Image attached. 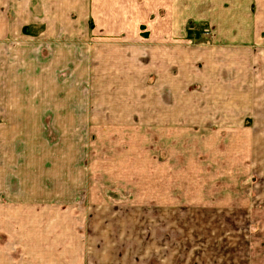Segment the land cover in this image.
<instances>
[{
	"label": "rangeland",
	"instance_id": "374dc122",
	"mask_svg": "<svg viewBox=\"0 0 264 264\" xmlns=\"http://www.w3.org/2000/svg\"><path fill=\"white\" fill-rule=\"evenodd\" d=\"M130 1L132 5L128 0H94L101 8H94L95 15L91 11L89 16L93 20L89 17L88 21L85 18L80 22V123L55 122L53 116L52 119L44 115V108L37 114L32 110V101L36 99L38 105H43L45 89L50 90L55 84L59 59L53 64L54 75L37 73L34 79L22 76L13 84L14 111L17 116L18 111L22 112V121L10 123L5 133L13 135L14 130L20 140L11 144L6 138V151L0 160H4L6 178L13 177L9 182L19 179L21 186H6L0 198L3 200L0 259L5 264H37L46 258L42 249L49 239L42 231L46 230L50 217L45 213L39 216L35 223L40 229L34 227L32 217L36 206L42 211L49 204L16 203L15 195L22 193V198L30 201V196L43 186L25 182L32 173L29 168L36 167V178H49L47 174L52 172L59 179H68L72 184L70 194L80 190V198L65 205L87 232L91 222L87 215L90 210L87 184L93 179L94 166H103L104 171L97 173L104 178L107 192L109 186L112 198L127 202L123 208L142 210L137 224L148 227V233L163 228L164 240H174L173 258L264 264V173L255 169L251 156H245L244 165L237 166V146L242 140L235 139L234 132L240 126L245 131L253 130L254 124L250 117L243 124L235 123L238 115L248 116L251 107L236 106L237 75L229 69L230 61L227 57L215 59V66H227V74L209 75L208 65L194 60L195 57L199 60L198 51L185 57L178 49L212 45L210 26L188 22L187 38H163L170 30L156 25L159 0ZM134 6L140 8L135 10ZM127 11L134 18L130 23ZM146 19L147 24L139 26ZM26 31L42 35L45 28L38 25L26 27ZM62 33L48 43L54 47L69 42L76 46L73 42L77 39L70 35L61 39ZM63 53L55 55L60 58ZM67 77L68 90L75 89V76ZM117 90L125 100L120 99ZM157 98H164L162 106L156 105ZM146 102L152 105H144ZM92 113L94 118L101 115L103 119H118L117 124L93 123ZM162 119L166 121V129L162 128ZM167 121H174L175 125ZM99 130H109L112 138H100ZM228 130L232 136L226 134ZM244 142H249L248 138ZM220 160L229 166L218 165L222 163ZM200 162L207 166H200ZM17 163L21 166L17 165L16 174L11 168ZM160 163L162 181L156 186V165ZM139 166H149L150 185L144 190L148 192L139 189V184L144 183L143 172L137 170L141 169ZM123 175L131 176L128 187L110 183L116 179L126 183ZM11 187L15 193L9 190ZM44 189L43 186L41 192ZM153 198L159 202L152 201ZM163 206L164 219H160ZM199 207L209 215L206 218L204 214L199 218L194 215L191 219L187 213L195 214ZM147 210L149 214L158 212L157 218L147 220ZM172 211L177 212L174 217ZM211 244L217 247L210 250Z\"/></svg>",
	"mask_w": 264,
	"mask_h": 264
},
{
	"label": "crops",
	"instance_id": "0c3cea01",
	"mask_svg": "<svg viewBox=\"0 0 264 264\" xmlns=\"http://www.w3.org/2000/svg\"><path fill=\"white\" fill-rule=\"evenodd\" d=\"M128 1L130 4L131 1ZM159 2L156 25L162 24L161 26H166L170 30L169 35H165L163 38H180L182 36V38H187L186 26L188 22H202L210 26L213 36L212 45L186 47L185 50H180L179 47L175 49L182 51L185 57L193 56L199 52V60L197 61L196 57L194 60L197 63L202 61L206 66L208 65L209 75L227 74L225 64L218 65V67L214 64L215 59L228 58L229 69L237 75L236 106L244 107L243 105L247 104L251 107L247 112L248 116L240 114L237 116L236 122H233L243 124L250 117V122L254 124L253 130L245 131L244 127L240 126L241 129L234 132L235 139L242 140V142L238 141L237 146V166H243L245 156L247 158L251 156V162L255 169L264 173V0H159ZM94 8H101V5L94 3V0H0V156L6 151L4 148L6 138L11 140V144L20 140L19 134L14 130L13 135L5 133L6 128L10 127V123L22 121V115H20L22 112L18 111L17 116L14 111L13 84L20 81L22 76L34 79L37 73L45 76L51 73L54 75L53 64L58 59L59 65L56 67L58 78L55 84L50 90L45 89L43 105H38L36 99L32 101L34 103L32 110L37 114L38 110L44 108V115L53 116L55 122L80 123V22L85 18L88 21L91 11L95 15ZM139 8V6H134L135 10ZM131 11H127L130 15L127 16L128 23L130 20H134ZM90 20L93 19L90 17ZM147 20L140 22L139 26L147 24ZM38 25L45 28L42 35L26 31V27L30 29V27L35 28ZM60 32H63L60 36L61 39H66L68 35L72 39H77L73 42L77 43L76 46L71 45L70 42V45L64 43L66 45L63 47L62 45L54 47L52 43H48V40L56 39ZM59 51L65 53L57 58L55 54ZM115 56L117 57V55ZM70 58H75V61ZM63 70L64 72H62ZM68 75L75 76L73 79L76 84L75 89L68 90L70 87L66 82ZM113 89L110 88V91ZM28 90L31 96V85H28ZM74 91L76 93L72 96ZM175 95L178 94L175 93ZM123 96L121 93L120 99L125 100L126 98ZM162 100L164 98H157L156 105L162 106ZM192 102L193 100L190 101L191 104ZM144 105L152 104L146 102ZM34 111L31 113L33 114ZM93 114L95 113L91 114L92 118L90 119L93 123L117 124L118 119H103L101 115L97 114V117L94 118ZM167 122L175 125L174 121ZM162 123V128L166 129L165 119H162ZM222 132L225 133V131ZM229 132V130L226 131V134L232 136L233 134ZM110 135L109 130H99L97 133V136L105 139L112 138ZM11 137H15V139L12 140ZM247 138L249 142H244ZM18 153L21 154L22 151ZM18 153H14V155ZM220 161L222 162V160ZM224 162L218 165L229 166V163L224 165ZM4 164V160H0V198L6 192V186H21L19 179L9 182L13 177L6 178ZM17 165L21 166L20 163H17L13 168L10 167L14 172L16 171V174L19 172ZM156 166L158 172L155 180L156 186H158V183L162 181L159 166H163V164L160 163ZM196 166L199 165L196 164ZM200 166L207 165L200 162ZM49 167L50 171L53 170L52 166ZM139 167L141 169L137 168V170L143 172L141 178L144 182L139 184V189L141 192H148L144 190L150 185L149 166ZM35 168L28 169L32 173L27 175L28 179L25 182L34 186L43 185L44 192H41L43 187L41 186L36 194L30 196V201L27 198H22L24 196L22 193L15 197L18 198L16 201L18 204L22 202L49 204L41 209L42 211L37 206L33 211L34 223L38 221L42 213L50 217L46 230L42 231L45 238L49 239L43 244L42 249L46 258L37 264H226L225 260L216 262L212 259L182 260L173 258L175 257L172 252V249H175L174 240L172 242L169 241V238L164 240L163 228H157L155 232L148 233L150 230L148 227L137 224V221H141L142 210L139 212L129 206L123 208V203L127 202H118L117 198H112L113 191L109 189V186L107 192V187H104V178L101 179L100 174L97 173L104 171L103 166H94L92 169L94 171L93 179L87 184L90 204L87 215L91 222L87 232L82 230L80 219L65 205L70 200L79 199L80 190L70 194L69 190L72 184L68 182V179H59L57 178L58 174L52 172L47 174L49 178H36ZM58 169L55 168L56 171ZM123 176L126 183L118 182L117 179L110 183L115 182L116 186L117 183L127 186L131 176ZM8 183L9 185H6ZM58 187L59 189L56 190ZM9 190L13 193L16 192L14 187ZM156 194L158 195V193ZM162 196L164 195L162 194ZM20 198H22L21 201ZM149 200L141 199L144 202ZM151 200L156 201L154 198ZM52 204L54 206L47 210ZM164 207H162L160 219H164ZM196 211L195 214L190 211L187 215L191 219L202 217V214L205 215L204 218L209 215V212L203 211L201 207ZM157 213L149 214L147 210V214H145L147 220L157 218ZM172 213H174V217L177 212L172 211ZM178 215H180L179 212ZM178 215L179 220L180 216ZM40 220L45 219L40 218ZM34 227L40 229L37 223L34 224ZM179 236L180 233L177 237ZM169 243L173 246H169ZM178 247L176 246V248ZM212 247L217 246L211 244L209 249L212 250ZM0 264H5L4 259H0Z\"/></svg>",
	"mask_w": 264,
	"mask_h": 264
}]
</instances>
